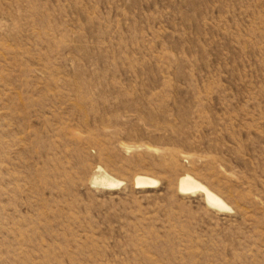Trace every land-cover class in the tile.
Wrapping results in <instances>:
<instances>
[{"label":"rangeland","instance_id":"rangeland-1","mask_svg":"<svg viewBox=\"0 0 264 264\" xmlns=\"http://www.w3.org/2000/svg\"><path fill=\"white\" fill-rule=\"evenodd\" d=\"M0 264H264V0H0Z\"/></svg>","mask_w":264,"mask_h":264},{"label":"bare ground","instance_id":"bare-ground-1","mask_svg":"<svg viewBox=\"0 0 264 264\" xmlns=\"http://www.w3.org/2000/svg\"><path fill=\"white\" fill-rule=\"evenodd\" d=\"M156 183H158V181H155L146 176L136 177V184L138 186L148 187ZM179 187L182 191L185 192L200 191L204 194L205 199L207 200L208 203L214 206H218L220 208L227 207L225 202L220 198V196H218L215 192L210 190L206 185L202 184L201 182H199L189 174H185L180 178Z\"/></svg>","mask_w":264,"mask_h":264}]
</instances>
